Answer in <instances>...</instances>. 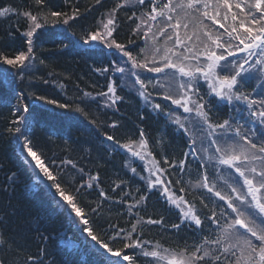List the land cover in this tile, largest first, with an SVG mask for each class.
Returning <instances> with one entry per match:
<instances>
[{"label":"snow or ice","instance_id":"obj_1","mask_svg":"<svg viewBox=\"0 0 264 264\" xmlns=\"http://www.w3.org/2000/svg\"><path fill=\"white\" fill-rule=\"evenodd\" d=\"M96 3H100V0H96ZM129 3L131 0L118 3L100 21L99 27L82 37L83 43H96L109 50L114 49L119 59L97 71L121 74V79L126 74L135 77L134 83L139 85L138 94L146 103L152 96L149 91L152 81L141 78L138 70L163 73L177 82V94L165 93L163 96L176 108L154 103L152 109L164 114L185 135L193 127L201 134L199 147L197 139H189V151L184 153L185 159L179 162L178 169L184 172L189 156L199 161V179L194 187L211 194L210 197L202 196L199 201L207 212L202 215L194 202L171 190V185L182 184V179L172 181L161 178L165 170L149 150L143 130L139 132L138 139L129 138L123 143L107 133L105 138L130 153L131 157L146 162L144 170L149 173L148 191L159 186L166 202L179 210L180 223L173 224V228L178 230L181 224H187L203 230L207 226L209 235L201 242L174 248L165 247L159 241L142 240L143 233L137 231L138 226L143 223L161 224L163 217L158 220L149 217L146 221L141 217L131 225L130 231L109 225L114 229L111 235L103 232L102 225L97 230L93 227L95 222L89 219L88 212L77 198L84 185L77 187L64 178L62 171H54L45 162L43 153L34 149L26 134L29 127L26 117L18 115L12 121L14 128L8 131L23 138L22 150L30 158L27 163L33 168L34 176L41 184L47 182V189L52 193L56 205L63 206L68 216L74 218L73 222L81 226L80 231L86 233L101 250L105 264L107 257L120 258L116 264H264V95H260L256 88L248 91L246 87L250 80L256 79L257 88L264 91V0H151L150 10L137 18L136 27L132 30L133 36L145 41L147 52L141 49L135 55L114 36L117 31L116 12ZM136 3L144 5L145 0H136ZM35 4L38 6L35 14L32 11L18 12L11 7L0 9V18L22 15L28 23L23 33L27 51H20L13 57L0 53V63L17 69L11 75L20 79L30 67L26 62L35 58L33 43L38 30L49 24L69 25L79 14V9H74L71 14L44 11L45 0H35ZM0 78L7 80L9 73H0ZM108 79L107 90L97 93V96L104 98L106 107H111L122 97L116 94V82L111 77ZM202 82L207 85L205 94H201ZM254 92H257L256 96H253ZM90 95L85 93V96ZM205 95L223 101L237 111L243 105L247 119L244 123L239 120L233 122L231 118L222 122L214 120ZM35 98L60 109L72 108L68 103L43 95ZM23 99V94H20L17 113L29 112V106L23 103ZM178 109H182V112ZM74 110L85 117L88 115L78 105ZM91 122L96 123L94 119ZM110 127L116 128L117 124L113 123ZM163 162L169 163L167 157ZM170 167L177 165L173 161ZM209 169L215 173L214 176H210ZM131 171L135 173L136 168H131ZM97 179L96 176L90 177L87 187L91 188L92 181ZM179 191L185 192V188L180 187ZM100 196L107 199L103 191ZM146 199V195L141 196L140 200L129 206V212ZM90 210L98 214L97 208ZM42 239L46 240L47 237L42 236ZM118 241L123 243L117 246ZM5 245L11 246L8 239L0 234V246ZM127 249H137L139 256L150 259L138 261L136 256L126 254ZM44 255L42 247L40 256H29L27 259L30 264H44ZM0 264L6 262L0 260Z\"/></svg>","mask_w":264,"mask_h":264},{"label":"trees","instance_id":"obj_2","mask_svg":"<svg viewBox=\"0 0 264 264\" xmlns=\"http://www.w3.org/2000/svg\"><path fill=\"white\" fill-rule=\"evenodd\" d=\"M118 3H123V0H100V3L96 0H45L44 11L71 14L74 9H79V14L69 25L49 24L38 30L33 43L35 58L30 68L25 70L23 79L11 75L17 69L0 63L1 68L9 73L7 80L0 78V234L11 245L0 246V260L6 264H30L27 258L40 256L42 247L44 264H105L101 250L86 233L80 231L81 226L73 222L74 218L68 216L63 206L56 205L47 189V182H38L33 168L18 150V134L8 129L14 128L12 121L21 114L29 125L26 134L34 149L43 153L45 162L54 171H62L64 178L77 187L84 185L77 198L88 212L89 219L95 222L93 227L97 230L102 225L103 232L111 235L114 229L109 225L130 231L131 225L141 217L145 221L149 217L157 220L163 217L161 224L143 223L138 226L137 231L143 233L142 240L159 241L165 247L174 248L201 242L209 235L207 226L203 230L187 224H181L178 230L173 228V224L180 223L179 211L168 204L156 189L148 191L142 181V168L136 166L133 173L127 166L124 153L111 147L113 142L105 138L107 133L123 143L129 138L138 139L139 132L143 130L149 150L165 170L164 179H182V184L174 183L171 190L194 202L202 215L207 212L199 201L202 196L210 197L211 194L194 187L199 179V161L189 156L184 172L178 169L179 162L185 159L190 134L185 135L164 114L153 111L154 103L170 108L163 100L157 99L155 87L149 85L152 104H145L136 92L123 87L117 78L116 94L122 97L121 100L106 107L103 97L97 96V93L107 90L108 78L113 73H102L97 69L109 67L118 60V55L113 49L84 44L82 37L99 27L100 21ZM4 7L18 12L32 11L34 14L38 11L35 0H0V9ZM149 9V0H146L144 5L135 2L125 4L116 12L117 31L114 36L118 42L126 44L134 55L141 52L144 43L132 35V30L136 27L137 18ZM27 27L28 23L22 15L0 18V53L13 57L20 51L26 52L23 33ZM130 40L135 42L129 43ZM142 78L151 80L148 75ZM253 83V79L249 81L246 86L248 91H252ZM202 87L201 94H205ZM85 93L91 95L85 96ZM20 94L24 96L23 103L29 106L28 113H17L13 109V102L19 104ZM38 95L68 103L72 108L60 109L48 105L36 99ZM207 101L214 120L222 122L230 118L229 105L212 98ZM77 105L84 109L87 117L74 110ZM93 119L95 124L91 122ZM113 123L117 124L116 128L110 127ZM199 135L198 132L197 138ZM200 143V139L197 140L198 147ZM165 157L169 161L167 164L163 162ZM173 161L177 167H170ZM209 174L215 175L211 169ZM92 176L98 179L92 181L93 186L88 188L87 182ZM180 187H184L185 192H180ZM101 191L107 199L100 196ZM145 195L147 199L132 208L130 213L129 206ZM92 208H97L98 214H93ZM42 236L47 239H42ZM122 243L118 241L117 246ZM148 247L151 249L152 246ZM138 253L137 249L126 250V254L136 256L138 261L150 259ZM117 261L119 259L107 257V264H116Z\"/></svg>","mask_w":264,"mask_h":264},{"label":"rangeland","instance_id":"obj_3","mask_svg":"<svg viewBox=\"0 0 264 264\" xmlns=\"http://www.w3.org/2000/svg\"><path fill=\"white\" fill-rule=\"evenodd\" d=\"M146 1V0H145ZM132 2H135L136 3V0H131V3ZM149 6L151 7V0H149ZM150 10V9H149ZM148 10V11H149ZM143 15V14H142ZM141 15V16H142ZM222 31V30H221ZM143 43H144V47H143V49H145V51L147 52V47H146V44H145V41L143 40ZM92 44H96V43H92ZM96 45H98V44H96ZM99 46H101V45H99ZM114 50V49H113ZM142 58V57H141ZM119 59V58H118ZM124 59H126V58H124ZM32 62H33V60H30V61H28V62H26L27 64H29L30 66H31V64H32ZM128 67L130 68L131 67V65L129 64L128 65ZM30 68V67H29ZM4 72H6L3 68H1V66H0V73H4ZM146 73L145 75H148V76H150V78H151V81H152V86L154 85V90L156 91V93H157V99H161V100H163V102L165 103V104H167V105H169L172 109H175L176 108V106L175 105H171V101H165L164 99H163V96H164V94L166 93V92H168V93H171V94H173V95H176L177 94V92H178V84H177V82L174 80V79H172V78H170V77H166L165 76V74H163V73H149V72H147L146 70H140V73ZM117 76L118 77H120L121 76V74H117ZM120 81H122V85H124V86H126L127 88H129L130 90H134L137 94H138V89H139V85H136L135 83H134V81H135V77H132V76H130V75H125L124 76V78L123 79H121ZM202 85H205L206 87H207V85L206 84H203V82H202ZM166 91V92H165ZM256 92H254L253 93V96H256ZM205 98V97H204ZM152 98L150 97L149 98V102L148 103H146L145 102V100L142 98L141 100L145 103V104H152V102H153V99L151 100ZM103 100H104V98H103ZM206 101H207V99H205ZM216 102H218V103H222L223 101H216ZM244 106L243 105H240L239 106V108L241 109V108H243ZM233 109H235V111L237 112V110H236V108H234L233 107ZM178 111L179 112H182V109H178ZM241 111V110H240ZM245 113H246V115H248L247 114V112L246 111H244ZM185 116H188L189 114H184ZM194 115V114H193ZM197 133H198V131L193 127L192 129H191V131H190V134H192L193 135V137L195 138V139H197V140H199V136H198V138H197ZM111 147H113V148H118L121 152H123L124 153V155H125V158H126V163H127V166H128V168L131 170V168H135L136 166H139V167H141L142 168V170L144 171V174L142 175V177H143V179H142V181L147 185V187H148V184H147V180H148V178H149V173L147 172V171H145L144 170V168H145V161H141V160H139L138 158H133V157H131V155H130V153H127L124 149H121L119 146L117 147V145H114V144H112L111 145ZM42 178V177H41ZM162 179H164V176H162L161 177ZM141 179V178H140ZM152 179H155V177H152ZM157 191H159L160 192V195H161V189H160V187L158 186L157 188H155ZM161 197H163L162 195H161ZM164 198V197H163ZM165 199V198H164ZM169 204V203H168ZM171 205V204H170ZM172 206V205H171ZM174 209H176L174 206H172ZM176 210H178V209H176ZM179 211V210H178Z\"/></svg>","mask_w":264,"mask_h":264}]
</instances>
